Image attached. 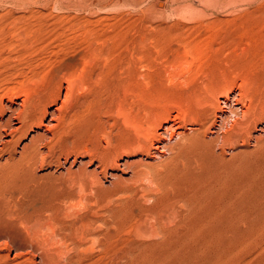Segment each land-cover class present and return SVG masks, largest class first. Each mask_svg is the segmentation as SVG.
<instances>
[{
    "label": "rangeland",
    "instance_id": "rangeland-1",
    "mask_svg": "<svg viewBox=\"0 0 264 264\" xmlns=\"http://www.w3.org/2000/svg\"><path fill=\"white\" fill-rule=\"evenodd\" d=\"M81 1L82 0H0V41L8 40L11 42L10 47L7 48L5 57L9 56L12 60H15V58L19 56L20 40L25 37L31 36V39L34 37H43L53 41L52 46L55 47L61 45V41H63V39L65 40L68 35H70V37L68 36V40L73 38L78 40V37H72L77 34L76 32L69 30L65 31L64 26L70 23L68 20L75 22L76 19L83 20L90 18L95 28L108 31H121L122 29L126 31L128 28L130 30L133 24L132 21L134 20L133 22L138 28V36L140 37L141 35L140 44L137 49L138 87L136 91L139 95L137 99L139 102L141 99L140 103L143 106L138 103V100L136 101L140 104L139 106H141L142 110L146 109V111L148 109L153 110V108H170L172 109V116L177 115V94L179 91H181V93L185 92L184 90L187 89L189 84L188 82V84H186V81L190 78L191 81L194 79L212 78L218 82H221L220 80L223 81L224 78H228L232 81L237 80V82L240 83L242 77L253 75L264 62V50H262L264 49V14L251 13L264 10V0H124L126 3L119 5H112V0H106L107 3L112 6L101 8V10L94 12V14L75 11L78 6L81 5ZM86 1L89 4H97L99 1V3L105 2V0ZM159 1L165 3L164 9H159L157 7ZM261 20H263V22ZM40 28L41 30H39ZM58 31L61 32L60 34L62 36ZM129 33V36L132 37L133 33L131 31H129ZM74 39L72 41H76V39ZM120 50L121 49L115 50L114 53L119 51L117 52L119 54ZM185 50L188 52H185ZM112 58H114V56ZM112 58L111 60L113 61L109 64L111 65L109 66L111 72L107 70V72H109L107 77L108 80H112L111 83L115 82L114 78L127 77V73L122 68L120 60L114 63L115 59ZM13 81L14 84L16 82L15 85H13ZM22 81L25 82L23 85L24 87L20 84ZM11 82L12 83L9 85L5 84L0 89V105L5 107V112L2 115L0 114V122L2 119L6 120L10 116H17L14 112L20 109L19 106H21L25 99L26 95L24 88L27 86L33 87L35 83L32 77H13ZM66 87V84H63L60 100L56 104H52L48 107L47 115L43 121L44 125L33 127L20 139L15 149V156L17 158L20 157L25 146L31 144L35 136L43 134L47 128H51V125L55 123L52 122L53 113L62 105L66 95ZM9 88H16V90H14L16 97L9 98L6 96V91ZM235 89V91L238 90L237 88ZM222 97L223 94H220L219 98ZM80 109L74 117L67 121L69 124L66 122L64 129L56 132V137L52 142L51 139L53 135L48 134V139L41 143V155L36 160L38 161L35 162L36 165H28L29 167L26 166L25 170L22 172L28 212L31 214L40 212L45 217L59 215V217L64 218L63 220H65L67 224H75L74 228L79 227L78 225L81 223L80 221H82V218L93 212H98L103 218L105 216L106 219H108L111 211L119 212L122 215V223L117 233L116 231L112 232L116 235V240L121 248L123 264L216 263L222 251V246L220 245L222 241L221 236L224 233V229L228 228L229 225V220L228 222H222L224 218L223 214L225 216L228 210L234 212L238 206H232V209L217 207V203L215 202L216 199L219 196L217 199L219 200L221 194L224 195L225 192H210V194V190H207L209 188L205 185L206 181L210 180L208 174L202 173V178L201 175L195 176V174H191L190 172L185 173L184 171L182 172L181 169L178 170L179 166H175L173 154L170 153H168V157L165 159L170 162H166L165 165L160 168L163 172L161 173L160 171L159 173L161 174L160 178L164 181L163 183L165 184V181H167V184L170 185V187L168 185L169 189L173 190L175 193V200H171L168 203V200L162 197L165 194L161 193V182L159 181L158 183L154 176H147V174V177L144 175L141 176L143 179H151L152 183L147 179L141 182L140 177L137 178L135 176L138 170L144 169L145 163L149 161L152 163H159L161 160L158 161V159H156L157 161H155L150 156L144 155L143 152L135 149L127 151L121 150L117 153L112 152V150L115 151L114 147H116L117 144L120 142L121 145L124 144L123 138H121L123 132H130L131 126L126 118L123 115L121 116L118 112L110 115L105 112H102V114L100 112L99 114L95 108L93 110L87 107ZM116 121H118V123H116ZM12 125L13 130L21 126L17 119L13 120ZM191 126H193L192 123L188 122L187 127L189 128ZM121 129H123V132ZM263 130L264 119L257 124L255 130H252L251 137L247 144H244L245 146L243 143H239L233 148L226 150V155L223 156L225 157L224 163L222 159L221 164L218 166V172H222L221 175L223 174L222 178H225L224 182H227V187L231 186V189L234 190H237V188L242 190L244 188L246 194L247 191H249L248 195L245 196L244 202L246 207L244 205V209L253 205L250 204L252 202L249 201L251 195L253 196V200H255V197H259L261 193L264 194L263 186L255 185V183H259V185L264 183V152H260V149L264 151V147H262L261 144L258 145L257 142V138L263 135ZM10 133L11 132L8 131L5 134V141L6 139L7 141L12 139L14 134ZM115 137L116 139H114ZM9 155L10 154L5 155L3 159L0 160V165L5 163ZM114 157H117V163L112 165L110 161ZM182 160L184 161L186 159L184 158ZM257 164L258 167L255 168L254 166H257ZM229 168H231V171H228V174H225V172L223 173V171L229 170ZM257 170L259 172H257ZM183 173L185 174L183 175ZM136 178L137 183L135 181ZM238 178L242 179L244 184L247 182V185L245 184L246 186H243V188H241L242 186L238 187L237 184L240 183L239 180H237ZM226 179H228L230 183ZM244 179L249 180L245 182ZM252 180H255V182ZM231 181L233 182L232 185ZM170 182L175 183L170 184ZM199 183L202 187L198 185ZM243 183L242 185H244ZM250 184L252 186H250ZM255 194L257 195L255 196ZM161 197L163 200H160ZM148 198L152 201L148 200ZM145 200H147L148 203L143 205ZM239 203H241V201L237 204ZM189 204L194 205L195 208ZM242 205L243 204L239 205L241 209L238 207V210H243ZM150 208H155L156 210L154 212H159L164 208L163 211L165 212L167 225L173 228L180 226L179 224L182 223L181 220L185 213H187V210L189 212L191 211L190 216L188 214L189 219L187 222L189 221L188 223H190L191 226H199L201 230L199 241L191 240L190 242L189 240L187 242V252L176 255L168 248L167 245L170 244L171 241H169L168 237L163 235L162 227L153 217L154 214L152 211L149 212ZM238 210H236V212ZM181 214L182 216H180ZM214 216H219V218L212 220ZM219 219L221 220L220 223ZM91 221V228L93 229L91 233L94 232L93 234H95V242H91L94 245L91 243V245H87L89 248L88 255L89 259H94L91 261L92 264H98L106 255L104 249L105 240L102 236L98 235V232L104 231L106 226L104 225V221H99L96 218H92ZM152 221H154V223H152ZM214 222H216L217 225L215 224V226L219 229L214 226ZM204 224L207 225L204 226ZM107 226L109 227V225ZM220 226L222 228H220ZM224 226L225 228L223 229ZM135 231L141 233V235H143L141 236L142 238L139 234H136ZM208 231L210 232L208 233ZM81 232L82 231L79 230V233ZM87 234H89V232ZM148 234H150L151 237ZM77 239L78 237L73 234L70 242H76ZM151 240L153 241L151 242ZM142 242H144V244H142ZM199 242L200 244L202 242L200 246L204 245V247H199ZM100 245H103V249ZM210 247L211 249H209ZM70 248H73V250L75 249L73 245H71ZM98 248L100 250H98ZM28 249H30V251ZM209 250L211 253H209ZM31 251L32 249L25 245L22 249L6 250L4 249V242L1 239L0 264H24L26 260L24 256L34 259L33 263L28 264H38L40 259ZM133 252L136 253L134 254ZM102 253L104 255H102ZM199 257H201V259ZM208 257L211 259L208 260L209 263H207L208 261L206 260ZM95 260L96 262H94Z\"/></svg>",
    "mask_w": 264,
    "mask_h": 264
},
{
    "label": "bare ground",
    "instance_id": "bare-ground-1",
    "mask_svg": "<svg viewBox=\"0 0 264 264\" xmlns=\"http://www.w3.org/2000/svg\"><path fill=\"white\" fill-rule=\"evenodd\" d=\"M99 2L97 4H89L86 0H82L81 5L78 6L75 11L84 12L86 14H94V12L101 10V8H105L106 6L109 7L111 5L108 4L106 0L105 2ZM122 3L126 2L124 0H112V5H119ZM157 7L159 9H164L165 3L163 1H159L157 3ZM251 13H260L263 15L264 10ZM79 20L76 19L75 22L68 20L70 23L65 25L66 27L64 26L65 31L69 30L76 32L77 34L73 33L76 36H72L73 34L71 36L78 37V40L76 38V41H72L74 38L68 40V36L70 37V35L67 36V33V38L61 41V45L55 47L52 46L53 41L43 37H34L31 39L30 36L21 38L20 51L18 52L19 56L16 57L15 60H12L9 56L5 57L7 54V48L10 47L11 42L8 40L0 41V89L5 84L9 85L12 83L11 80L13 77H32L35 82H33V87L27 86L26 84L27 87L24 88L26 95L25 99L23 100L21 106H19L20 109L14 112L17 116H10L6 120L2 119L0 122V160H2L5 155L10 154L9 157L6 158L5 163L0 165V241L1 239L3 240L4 249H22L25 245L28 248H31V252H33V254L40 259L38 264H92L91 261L94 259H89V248L87 245L89 246L95 242V234H93L94 232L91 233V230H93L91 228V220L92 218H96L99 221H104V225L106 226L104 231L98 232V235L102 236L105 240L104 249L106 251L105 257L101 259L100 262L98 261V264H123L121 248L116 240V235L112 232L116 231L117 233L119 226L122 223V215L119 212L110 210L111 213L109 214L108 219H106L105 216L103 218V216L98 212H93L82 218V221H80L81 223L78 225L79 227L74 228L75 224H67V222L63 220L64 218L59 217V215L45 217L40 212L31 214L27 210L22 172L25 170L26 166L29 167L31 164L36 165L35 162H38L36 160L41 155V143L48 139V134L53 135L51 139L52 142L56 137V132L64 129L66 122L70 118L74 117L80 108L85 107L92 108L91 110L95 108L99 114L100 112L101 114L102 112H105L113 115L115 112H118L121 116L123 115L126 118L131 126L130 132H123V129H121L123 132V136L121 138H123L124 144L121 145L120 142L116 147H114L115 151L112 150V152L117 153L121 150L127 151L135 149L143 152L144 155L146 154L147 156H150L155 161H157L156 159H158V161L161 160L159 163H152L150 161L145 163L144 169L138 170L135 173V176L137 178L140 177L141 182L147 179H143V177L141 178L143 175L146 176L147 174V176H154L158 183L159 181L161 182L162 191L160 189L159 190L162 194H165L162 197L166 198L168 203L171 200H175V193L173 190L169 189L170 185L167 184V181H165V184L163 183L164 181L160 178L161 174L159 173L161 171L160 168L164 166L166 162H170L165 160L168 157V153H170L173 154L175 166H179V168L177 167L178 170L181 169L182 172L184 171L185 173L190 172L191 174H195V176H200L202 173L208 174L210 180L206 181L205 185L209 188L207 189L210 190L209 193L225 192L224 195L221 194L219 200H217L219 196L216 199L215 202L217 203V207L219 206V208L232 209V206L237 205L239 207L241 204H243L242 207L244 205L246 207L244 201L246 198L245 196L248 195L249 191H247L246 194L243 186L247 185L246 181L249 179H244L246 185L242 182V179H237L240 182L237 186H242V190H240V188H237V190L231 189V186L228 185L230 187L229 189L226 184L227 182H224L225 178H222V172H218V166L221 164L222 159L224 163L225 157L223 156L226 155V150L233 148L239 143H243V145L247 144L249 138L251 137L252 130H255L257 124L262 122L264 119V62L253 75L249 77H242L240 79V83L237 82V80L232 81L228 78H224L223 81L220 80L221 82L212 78L194 79L191 81L190 78L189 80L191 82L189 80L186 81V84H189L187 89L184 90L185 92L181 93V91H179L180 94L179 92L177 94L178 99L176 100H178V102L175 101L176 104L178 103L176 116H172V109L169 107V109L153 108V110H149L147 108L148 110L146 111V109H144V111L141 108V106H143L140 103L141 99L140 102L137 99L139 95L136 91V88L138 87L137 49L140 44L141 35L140 37L138 36V28L137 25L134 24V20L132 21L133 24L131 25L130 30L128 28L126 31L122 28L121 31L101 30L93 26L90 18ZM261 21L263 22V20ZM39 30H41V28ZM129 31L133 33H131L132 37L129 36ZM58 33L60 34L61 32L58 31ZM118 49H121L120 53H117L119 51L114 53L115 50ZM186 51L187 50H185V52ZM113 56L114 58H112ZM111 58L115 59L114 63L120 60L122 68L127 73V77H119L117 79L114 78L115 82L113 83H111L112 80H108L107 77V74L111 72V68L109 69V66H111L109 64L113 61ZM107 70H109V72H107ZM24 83L25 82L22 81L20 83L21 86H23ZM15 84L13 81V85ZM63 84H66L67 86L66 95L62 105L53 113L52 122L55 123H51V128H47L43 134L35 136L32 139L31 144L25 146L20 157L17 158L15 156V149L20 139L33 127L44 125L43 121L47 115L48 107L52 104H56L61 98V88ZM235 88L238 90L235 91ZM14 90H16V88H9L6 91V96L13 98L16 95ZM220 94H223L222 98H219ZM136 100H138V103H140L141 106H139L140 104H138ZM4 112L5 107L0 105V114L2 115ZM15 119L20 122L21 126L13 130L12 123ZM188 122H191L193 126L188 128ZM116 123H118V121H116ZM67 124H69V122H67ZM8 131L11 132L10 134L13 133L14 135L10 141H7V139L5 141V134ZM114 139H116V137ZM257 142L258 145L261 144L262 147H264V130L263 135H260L259 138H257ZM260 152L264 151L260 149ZM116 158L114 157L111 159L110 163L112 165L117 163ZM184 158L186 160L183 161L182 159ZM254 167L257 168L258 164ZM228 171H231V168L223 171V173L225 172V174H228ZM162 172L163 171H161V173ZM257 172L259 171L257 170ZM185 173H183V175ZM137 178L135 180L136 183ZM148 181L151 182V179ZM252 181L255 182V180ZM174 183L175 182H170V184ZM242 183L244 185H242ZM232 184L233 182L231 181V185ZM257 184L255 183L256 186L262 185L264 190V183H261L260 185L259 183ZM198 185L201 186L200 183ZM250 186L252 185L250 184ZM257 194H255V196ZM251 196L249 200L252 202L250 204H253L251 207L248 206V208L245 209L243 207V210H238V207H236L237 209L234 207L238 210L237 212L236 210L234 212L228 210L225 216L223 214L224 218L222 222H228L229 220V225L228 228H225V226L223 227V229H225L221 236L222 241L220 243L222 251L220 250L221 255L214 264H264V194L261 193L259 197L257 196L254 198L255 200H253V196ZM162 197L160 200H163ZM148 200L150 199L148 198ZM146 201L147 200H145L144 203L142 201L143 205L148 203V201ZM239 201H241V203L237 204ZM189 205L195 208L194 205ZM239 208L241 209V206ZM163 209L159 212H154L156 209L150 208L149 212L152 211L154 214L153 217L162 227L163 235L168 237L169 241H171V243L167 245L168 248L176 255L186 253L188 249L187 242L189 240L190 242L191 240L199 241L200 239L201 230L199 226H191L190 223H188L189 221L187 222L189 219L188 217L191 214V211L189 212L187 210V213H185V215L183 214L184 217L181 220L182 223L179 224L180 226L174 228L170 227L167 225L165 220V212ZM180 216H182V214ZM218 218L219 216H214L212 220H216ZM154 221H152V223H154ZM220 221L221 220L219 219V223ZM216 222L213 223L214 226ZM107 225H109V227ZM206 225L204 224V226ZM215 227L217 228V226ZM220 228L222 227L220 226ZM79 230L82 232L79 233ZM137 231H135L136 234H139L140 237L143 236L141 233H137ZM88 232L89 234H87ZM209 232L210 231H208V233ZM73 234H75L78 239L76 242L71 243L70 240ZM148 235L150 236V234ZM152 241L153 240H151V242ZM142 244H144V242H142ZM201 244L199 242V247H204V245L200 246ZM71 245L75 247V251L73 248H70ZM99 248L98 250L101 249ZM209 249H211V247ZM28 250L30 251V249ZM209 253H211V251ZM102 255L104 254L102 253ZM24 257H26L24 264L34 262L33 258L27 256ZM199 258L201 259V257ZM208 258L206 259L207 261L211 260L210 257ZM94 262H96V260ZM207 263H209V261Z\"/></svg>",
    "mask_w": 264,
    "mask_h": 264
}]
</instances>
